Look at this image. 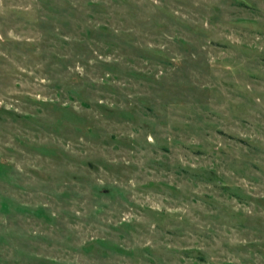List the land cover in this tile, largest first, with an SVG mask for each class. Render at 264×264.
<instances>
[{"label":"rangeland","instance_id":"374dc122","mask_svg":"<svg viewBox=\"0 0 264 264\" xmlns=\"http://www.w3.org/2000/svg\"><path fill=\"white\" fill-rule=\"evenodd\" d=\"M0 264H264V0H0Z\"/></svg>","mask_w":264,"mask_h":264}]
</instances>
